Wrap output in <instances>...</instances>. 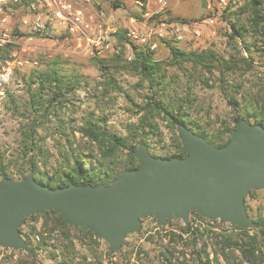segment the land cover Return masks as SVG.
<instances>
[{"label":"rangeland","instance_id":"rangeland-1","mask_svg":"<svg viewBox=\"0 0 264 264\" xmlns=\"http://www.w3.org/2000/svg\"><path fill=\"white\" fill-rule=\"evenodd\" d=\"M33 1L42 13L47 34L41 40L35 37L31 45L33 50L27 57L28 65L12 82L11 93L16 104L21 107L36 91V85L29 87L28 77L31 72L44 71L47 62L61 61L66 74H76L80 80L78 90L66 94V99L59 104L55 103L54 115L39 125V146L46 151L40 156V166L42 161L49 160L46 168H40L48 172V176L61 170L58 163L68 145L67 139L77 146V156H92L91 161L101 159L96 144L79 133L89 118L103 120L98 123L107 133L127 138L139 132L141 126L150 125L148 136L139 138L146 137L147 144L139 139L132 142L131 138L129 144L137 149L141 144L149 146L147 149L156 158L176 152L177 127L153 111V101L159 99L158 96L130 68L135 50L153 53L152 60L162 66L163 97L166 100L185 99L184 111L188 119L209 137L234 128V118L244 117L250 109V101L257 100L264 107V35L261 24L258 26L254 22L248 0ZM64 5L70 6L69 13L62 11ZM57 11L63 13L64 19L51 21ZM25 14L19 10L14 21L21 23ZM30 26L28 23L24 29L28 33ZM239 27L244 28L240 30L241 35L234 32ZM130 32H135L136 37ZM167 43L184 52L213 53L228 60L231 69L225 73L224 83L217 70L208 73L190 64L174 65ZM34 60L37 65L31 64ZM102 65L106 68L100 69ZM231 97L240 103L238 113L228 104ZM9 106L8 101L0 108V164H16L7 172L14 174L12 181H19L20 177L15 175L18 166L27 161L20 160V140L28 123ZM261 112L264 116V108ZM58 130L65 131L67 137H60ZM127 154L128 150H118L112 153L109 162L121 166ZM25 174L26 177L30 174L27 169ZM253 192L245 196L247 213L253 221L264 219V190ZM43 214L25 220L20 229L24 234L34 230L30 235L33 243L40 240H37L39 233L47 234L50 236L47 247L38 250L34 258H28L27 252L19 253L0 246V264H61L63 257L69 259L70 264H168L169 261L197 264L190 245L194 239L181 233L180 227L185 226L181 220L172 218L159 226L152 216L141 219V223L144 221L140 231L126 236L119 251L110 252L102 240L99 246L91 249L85 242L66 241L59 228L51 231L54 221ZM189 221L201 238L198 237L197 248L202 247L203 240L210 253L214 250L211 233L226 234L233 226L221 224L219 220L201 221L190 213ZM236 259L235 264H246L238 252ZM222 264L225 263L222 261Z\"/></svg>","mask_w":264,"mask_h":264},{"label":"water","instance_id":"water-1","mask_svg":"<svg viewBox=\"0 0 264 264\" xmlns=\"http://www.w3.org/2000/svg\"><path fill=\"white\" fill-rule=\"evenodd\" d=\"M183 158H156L141 144L138 167L122 171L109 185L52 189L30 173L0 180V246L31 252L20 227L33 214L54 212L74 229L85 228L119 251L128 235L140 231L141 219L181 220L189 213L241 229L255 228L245 207L249 191L264 190V127L239 120L227 144L216 147L178 123Z\"/></svg>","mask_w":264,"mask_h":264},{"label":"trees","instance_id":"trees-1","mask_svg":"<svg viewBox=\"0 0 264 264\" xmlns=\"http://www.w3.org/2000/svg\"><path fill=\"white\" fill-rule=\"evenodd\" d=\"M32 1L33 0H23L25 5ZM248 4L254 14L255 24L258 26L261 24V33L264 35V0H248ZM241 29L244 28H236L234 32L241 35ZM167 46L174 65L181 66L190 64L191 67L199 68L208 73H211L212 70H217L221 77L223 76V79L221 78L222 84L224 83L225 73L231 69L228 60H223L213 53L199 54L196 52H184L174 46H170L168 43ZM133 47L135 48L136 46L133 45ZM152 54L153 53L149 50L147 52L135 50L133 59L129 65L143 81L148 83L149 90L154 91V95L158 96L159 99L153 101V111L167 118L174 128L180 123L195 134L205 138L214 146L222 147L228 143L232 132L241 119L246 120L249 124H259L264 127V116L261 112L264 107L260 106L261 104L257 100H253L249 102L250 109L245 112L244 117L237 115L234 118V128L218 132L209 137L205 131L201 130L199 125L188 119L184 111L186 109L184 107H186L187 103L185 99L169 98L166 100L163 97L164 76L162 74V66L160 62L152 60ZM105 68L104 65L100 67V69ZM182 70L186 72V69L183 68ZM25 77L26 76H23V78ZM28 80L29 87H32V85L37 86L36 91L31 93L29 100L21 107L16 104L12 94L9 95L8 100L10 110H13L14 113L19 112L21 117H25L28 123L26 131L21 134L20 140V160L26 159L27 161L23 164L26 165L25 167L23 165L18 166L17 174L15 175L20 177L19 180L26 177L25 172L27 169L29 173L33 174L37 183L52 189L65 187L70 184L76 186H100L109 185L122 171L132 170L138 167V162L134 157V151L137 148L129 144V138L132 139V142H135V140L141 138V136H148L151 126H141V130L138 128L139 132L132 133V136L127 138L107 133L98 123V121L100 122L103 120H96V122L92 118H89L85 126L79 130V133L82 137L88 138L91 143L96 144L97 150L102 155L101 159L98 161H91L92 156L83 158L81 155L77 156L75 154L77 152V146L74 147V144L67 139L68 145L62 154L61 161L58 163V167L61 170L59 172H53L51 176H48L49 173L43 172L40 168H46L49 160L45 159L40 166V156L44 155L46 151L39 146L38 128L40 127L39 125H42L54 115L55 103L59 104L63 99H66L64 98L66 94L75 93L78 90L77 87L80 84V80L76 74L68 76L62 68L61 61L47 62L44 71L31 72ZM158 93H160V95ZM228 104L232 106L234 112L238 113L240 103L235 100V98L231 97L228 99ZM36 123H38V126H35ZM145 129H148V131H145ZM58 134L60 137H67V134L63 130H58ZM145 138L139 139V141L147 144ZM174 141L176 143V152L162 158H183L187 155L178 137H176ZM105 148H107V151H105ZM147 148H149V146H147ZM121 149L128 150L127 160L121 164V166L110 163L109 158L112 156V153ZM14 165L16 166V164ZM14 165L9 164L8 166L1 163L0 177H6L12 180L14 174L7 172V169ZM252 193L254 192H248L246 197L250 196ZM246 197L245 207L248 212L249 207L246 205ZM34 215L35 214L31 215L26 221L31 219ZM43 216L46 218L49 217L54 221L51 231L54 232L59 228L66 241L71 243L72 239H75L81 243L85 242L89 249L100 245L99 239L92 232L85 228H72L64 222L60 215L54 212H45ZM190 216L205 221L196 211H191ZM143 221L144 220H142V223ZM254 222L256 226L253 229H241L236 226H231L230 232L226 234L212 232L214 250L211 253L207 251L208 244L203 240L202 247L199 249L197 248L199 234H197L198 231L195 232L193 230L191 221H189L186 226H181L180 231L183 235L194 239V242L190 245L193 249L191 253L195 256L194 261L197 262V264H222V261L225 264H235L237 260L236 252L240 254L246 264H264V219L257 218ZM220 223L223 224L222 222ZM19 232L25 238L26 243L31 249L30 253H25L28 258H34L38 250L48 245L50 236L47 234L44 235L39 233L38 235L40 238L39 236L38 238L40 240L37 243H33L30 239V235L34 234V230L28 234H24L22 229H20ZM52 232H49V235L52 234ZM199 240H201L200 237ZM19 253L24 252L19 251ZM210 254H212V258H210ZM61 261V264H70V260L67 258L63 257ZM168 264L174 263L169 261Z\"/></svg>","mask_w":264,"mask_h":264},{"label":"built area","instance_id":"built-area-1","mask_svg":"<svg viewBox=\"0 0 264 264\" xmlns=\"http://www.w3.org/2000/svg\"><path fill=\"white\" fill-rule=\"evenodd\" d=\"M61 9L69 13L70 6L64 5ZM19 10L26 14L21 23H16L14 20ZM61 18L64 19L63 13L57 11L51 21L57 22ZM28 23L31 24L29 33L24 30ZM51 26L53 29L54 25ZM46 28L36 1L25 5L23 0H0V108L8 102L9 95L12 94L13 80L28 65L27 57L33 50L31 45L35 37L41 40L47 34ZM70 30L73 31L74 28ZM130 35L136 37L135 32H130ZM31 64L37 65V61L34 60Z\"/></svg>","mask_w":264,"mask_h":264}]
</instances>
